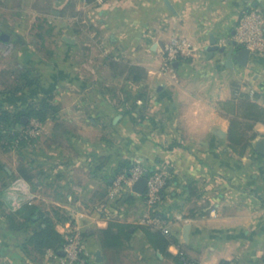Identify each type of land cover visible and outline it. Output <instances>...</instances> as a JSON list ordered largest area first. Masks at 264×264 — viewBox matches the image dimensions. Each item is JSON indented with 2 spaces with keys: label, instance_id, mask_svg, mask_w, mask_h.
<instances>
[{
  "label": "crops",
  "instance_id": "0c3cea01",
  "mask_svg": "<svg viewBox=\"0 0 264 264\" xmlns=\"http://www.w3.org/2000/svg\"><path fill=\"white\" fill-rule=\"evenodd\" d=\"M249 6L264 12V0H36L30 7L44 18L34 44L50 46L42 51L18 40L38 85L6 106L48 99L56 111L42 122V134L19 148L18 166L4 169L11 182L22 177L31 185L28 202L52 215L62 235L72 222L88 229L90 264H181L180 246L194 264H264V156L255 149L264 123H256L259 135L244 156L229 145L231 120L248 121L234 85L264 106V52L232 66L226 55L207 51L212 38L223 46L232 37ZM174 36L197 50L172 73L162 72L165 44ZM137 159L169 176L159 211L180 246L165 252L140 223L143 195L108 197L121 164ZM47 187L59 193L46 195ZM14 208L0 195V264H60L48 250L41 258L32 246L30 254L23 249L34 226L12 230L7 217ZM114 222L132 225L130 239L104 247L101 230ZM128 249L135 262L121 260Z\"/></svg>",
  "mask_w": 264,
  "mask_h": 264
},
{
  "label": "trees",
  "instance_id": "16d2710c",
  "mask_svg": "<svg viewBox=\"0 0 264 264\" xmlns=\"http://www.w3.org/2000/svg\"><path fill=\"white\" fill-rule=\"evenodd\" d=\"M131 69L133 70L134 67ZM17 73L18 75L14 79V87L7 88V90L0 92L2 95H7L4 99H0V146L2 147L19 146L21 148L26 145L28 137L20 134L17 130V127L26 125L27 121H25L24 118L27 120L37 118L41 122H44L48 118L49 113L56 111V108L51 105L48 99H44L38 104H29L24 108L15 105L12 109L4 105L6 102L11 104L12 101L10 99L21 94L25 88L38 85L37 78L33 75L32 69L27 67V69L17 71ZM234 87V99L238 98L240 108L243 110V115L248 121H242L238 117L231 120L229 145L237 155L244 156L248 148L251 147L252 142L259 135L255 129L256 123H264V106L255 101L257 97L256 94L251 96L250 93L242 92L237 84H235ZM132 165L133 161H124L117 173L123 172L124 169H129ZM0 169H3V167H0ZM20 174L28 177L25 170L22 168L20 169ZM168 183L169 179L167 185ZM167 187L168 186H166V189ZM104 196H106V194ZM56 214L59 213L56 212ZM7 218L12 230H25L28 226H34L31 235L23 245V249L29 254L31 251L30 246H32L33 251L37 254H44L49 249L58 252L65 245L66 240L64 236L58 232L53 216L43 212L39 206L32 204V202H24L16 205L14 212L9 214ZM131 226L132 225H127L122 227L119 223H110L107 228L101 230L102 245L110 248L122 247L125 240L130 239L129 228ZM114 228H118V231H115ZM146 234L151 244L162 252H165L172 244L179 245L174 235H165L159 229L147 226ZM84 235L86 236V234ZM180 251L183 252L184 255L178 254L176 258L181 264H184L182 256H186L189 259V255L182 246H180ZM189 261H191V259H189ZM88 264H90V262ZM222 264L229 263L223 262Z\"/></svg>",
  "mask_w": 264,
  "mask_h": 264
},
{
  "label": "built area",
  "instance_id": "2783aa9c",
  "mask_svg": "<svg viewBox=\"0 0 264 264\" xmlns=\"http://www.w3.org/2000/svg\"><path fill=\"white\" fill-rule=\"evenodd\" d=\"M232 42H237L240 46L248 48L251 53L264 52V12L261 9L249 6L243 11L236 25L235 33L231 38L224 39L221 44L223 46H229ZM196 50V45L190 39L182 36L172 37L165 44L164 57L160 70L162 72L172 73L175 69L174 65L176 62L192 56ZM250 95L253 96L254 92L251 91ZM29 121V125L34 129H36V124L42 123L37 118H31ZM29 133L26 131L23 134L30 137ZM147 173L148 183L143 194L147 209L140 223L154 229H159L165 235L170 236L169 223L159 211L169 179L165 169L152 171L141 160L137 159L128 171H123L117 175L110 187L108 197L110 200H114L120 194L124 193V190L128 193H135L133 191V185ZM33 198L34 195L31 200ZM10 206L14 207L12 204ZM63 236L66 240L65 245L58 252L48 250L50 257L58 259L60 264H88L93 261L94 256L87 248L83 228L80 224L72 222L63 231ZM179 255H184V253L179 251ZM182 260L184 264H194L186 256H182Z\"/></svg>",
  "mask_w": 264,
  "mask_h": 264
},
{
  "label": "rangeland",
  "instance_id": "374dc122",
  "mask_svg": "<svg viewBox=\"0 0 264 264\" xmlns=\"http://www.w3.org/2000/svg\"><path fill=\"white\" fill-rule=\"evenodd\" d=\"M35 1L36 0H0V92L7 90V88L9 89L10 87H14V79L18 75L17 71H23V69H27L22 60V52L19 51L23 45L22 43H18V40L25 37L31 45L33 44V46L36 48L40 47L41 50L43 49V46H50L45 44L39 45L36 42L34 44V41L37 40L36 34L41 29V27H38L37 25H42V23H44V18L34 14L30 8L35 3ZM54 10L59 11L56 8H54ZM48 18L54 20L52 16H49ZM22 25H24L25 28H21ZM3 35L5 38H7L6 40L1 39ZM44 50L45 49L42 51ZM47 55L48 54H46V56ZM29 61L31 65H36V70L39 68L37 60ZM45 67H47V65H45ZM30 69L32 68L30 67ZM4 105H6V103ZM29 124L30 121L27 120L26 125L17 127V130L20 134H23L26 131H28V133L30 132V137H28V140L31 138L35 140L42 134L44 130V124H36V129L32 128V126ZM94 135L96 134L94 133ZM19 148V146H0V167H3V169H0V195H4L3 192L8 187V183H11V178H7L4 168H15L20 163L19 160L21 153ZM148 168H150L152 171L156 170V168L151 166ZM56 189L47 187L45 191L46 195H52L54 191L55 193H59V191ZM61 213L62 212L59 214ZM63 214L64 213H62V216L64 217ZM95 229L97 230L96 234L99 236L100 232L98 228L96 227ZM87 230V228L83 227L84 234H86ZM85 241H87L89 245L88 238L86 236ZM122 255L124 258L121 259L122 261L135 262V260H137V255L132 249L131 251L128 249V251L122 253ZM35 256L42 258L41 254H35Z\"/></svg>",
  "mask_w": 264,
  "mask_h": 264
},
{
  "label": "water",
  "instance_id": "95a60500",
  "mask_svg": "<svg viewBox=\"0 0 264 264\" xmlns=\"http://www.w3.org/2000/svg\"><path fill=\"white\" fill-rule=\"evenodd\" d=\"M1 39L6 40L7 38L4 37V35L1 37ZM64 40L68 43H74V40L70 37H64ZM207 51L209 52V55H211L213 52L218 51L219 53L226 55V65H232L235 62H238L242 66H246L249 63L250 57H251V51L248 48L242 47L237 42H232L230 45V48H227L226 46H219L217 44L216 39H211L210 45L207 47ZM179 62L175 63V67H178ZM255 149L264 156V138L258 139L255 142ZM148 173L141 177L134 185H133V191L139 195H143L145 193L147 183H148ZM189 226L186 227V232H188ZM103 256L101 253V250L96 251V262L100 263L103 261Z\"/></svg>",
  "mask_w": 264,
  "mask_h": 264
},
{
  "label": "clouds",
  "instance_id": "9594fccd",
  "mask_svg": "<svg viewBox=\"0 0 264 264\" xmlns=\"http://www.w3.org/2000/svg\"><path fill=\"white\" fill-rule=\"evenodd\" d=\"M32 196L31 185L22 177L12 181L4 193V198L14 206L31 200Z\"/></svg>",
  "mask_w": 264,
  "mask_h": 264
}]
</instances>
